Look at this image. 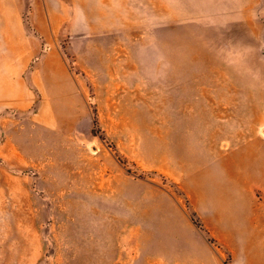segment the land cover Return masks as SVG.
Instances as JSON below:
<instances>
[{
	"label": "rangeland",
	"instance_id": "rangeland-1",
	"mask_svg": "<svg viewBox=\"0 0 264 264\" xmlns=\"http://www.w3.org/2000/svg\"><path fill=\"white\" fill-rule=\"evenodd\" d=\"M7 28L76 94L0 100V264L263 255L264 0H0L16 61Z\"/></svg>",
	"mask_w": 264,
	"mask_h": 264
},
{
	"label": "crops",
	"instance_id": "crops-1",
	"mask_svg": "<svg viewBox=\"0 0 264 264\" xmlns=\"http://www.w3.org/2000/svg\"><path fill=\"white\" fill-rule=\"evenodd\" d=\"M8 29V28H7ZM3 33V32H2ZM7 47L11 46L18 57L16 61L5 60L3 55V37L0 38V100L17 98L26 106L31 94L46 100L44 107H51L49 100L55 97H73L76 94L75 83L70 77L64 62L54 53L44 56L31 66L35 49L20 41V37L9 28ZM14 44V48H12ZM10 49V51H11ZM15 60V59H14ZM49 102V103H48ZM264 252V249H263ZM251 264H264V253Z\"/></svg>",
	"mask_w": 264,
	"mask_h": 264
}]
</instances>
